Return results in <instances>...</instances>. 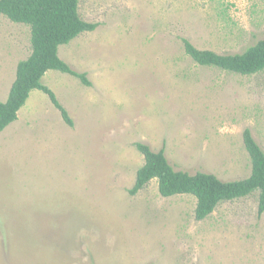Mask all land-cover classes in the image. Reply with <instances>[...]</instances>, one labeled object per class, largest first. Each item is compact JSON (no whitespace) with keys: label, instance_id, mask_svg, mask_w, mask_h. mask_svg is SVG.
<instances>
[{"label":"rangeland","instance_id":"1","mask_svg":"<svg viewBox=\"0 0 264 264\" xmlns=\"http://www.w3.org/2000/svg\"><path fill=\"white\" fill-rule=\"evenodd\" d=\"M98 25L59 48L74 76L42 79L0 133V264H264L259 192L195 217L192 195L135 196L137 145L164 150L175 171L244 180L243 134L264 152V72L202 67L184 40L219 55L264 39V0H79ZM32 53L31 29L0 16V102Z\"/></svg>","mask_w":264,"mask_h":264},{"label":"trees","instance_id":"2","mask_svg":"<svg viewBox=\"0 0 264 264\" xmlns=\"http://www.w3.org/2000/svg\"><path fill=\"white\" fill-rule=\"evenodd\" d=\"M79 0H0V16H6L17 24L31 29V55L17 66L16 78L5 103L0 102V133L17 120L18 112L26 104L30 93L40 90L47 94L60 111L64 122H73L56 99V95L42 79L49 70L74 76L89 86L86 74L73 71L60 57L59 48L69 44L84 32H93L98 25L84 21L78 12ZM185 53L199 66L214 67L224 72L252 76L264 72V39L242 54L219 55L199 50L184 40ZM249 154L251 175L244 179L222 182L206 173L190 175L175 171L164 150L153 152L139 144L137 149L144 155L145 164L138 170L136 182L130 194L135 196L150 181L156 179L161 196L192 195L197 200L195 217L202 221L211 216L223 202L233 201L259 192L258 213L264 214V152L256 143L250 130L243 134Z\"/></svg>","mask_w":264,"mask_h":264}]
</instances>
